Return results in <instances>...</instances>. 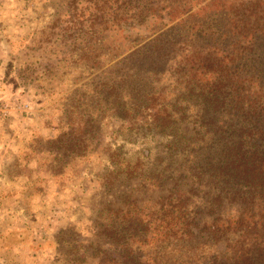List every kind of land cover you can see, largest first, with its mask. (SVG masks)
Instances as JSON below:
<instances>
[{
	"label": "rangeland",
	"instance_id": "obj_1",
	"mask_svg": "<svg viewBox=\"0 0 264 264\" xmlns=\"http://www.w3.org/2000/svg\"><path fill=\"white\" fill-rule=\"evenodd\" d=\"M81 1L0 0V264H113L119 249L103 230L116 226L112 210L128 201L154 208L170 187L171 179L155 187L140 177L168 176L176 164L164 148L170 136L147 126L150 109L137 90L177 103L175 55L153 76L147 54L132 56L157 32L147 22L116 26L109 15L94 26L77 23ZM169 26L163 29L177 42L184 31ZM127 163L138 165L139 176L110 173ZM226 207L233 215L236 205ZM242 229L198 251H226ZM191 247L153 239L136 248L168 264H194Z\"/></svg>",
	"mask_w": 264,
	"mask_h": 264
},
{
	"label": "trees",
	"instance_id": "obj_2",
	"mask_svg": "<svg viewBox=\"0 0 264 264\" xmlns=\"http://www.w3.org/2000/svg\"><path fill=\"white\" fill-rule=\"evenodd\" d=\"M81 5L77 23L94 26L110 16L116 26L147 22L157 34L132 57L147 54L153 76L167 70L159 69L165 56L174 53L171 61H177V103L166 102L163 92L137 90L143 109H150L147 126L170 136L164 148L174 158L169 163L176 164L165 171L168 176L158 170L156 177H140L155 187L171 179L170 187L155 209L130 208L131 201L111 209L116 226L103 224V230L119 251L110 260L168 264L137 248L153 239H176L192 246L194 264H264V0H82ZM168 25L183 29L178 43L163 29ZM110 156L115 164L118 155ZM128 163L110 173L139 176L138 165ZM228 204L236 205L233 215L227 216ZM239 227L226 251H198Z\"/></svg>",
	"mask_w": 264,
	"mask_h": 264
}]
</instances>
